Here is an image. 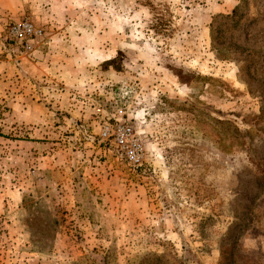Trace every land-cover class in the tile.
I'll use <instances>...</instances> for the list:
<instances>
[{"label": "rangeland", "instance_id": "rangeland-1", "mask_svg": "<svg viewBox=\"0 0 264 264\" xmlns=\"http://www.w3.org/2000/svg\"><path fill=\"white\" fill-rule=\"evenodd\" d=\"M3 3L0 264H264V0ZM25 18L31 50L8 38Z\"/></svg>", "mask_w": 264, "mask_h": 264}, {"label": "built area", "instance_id": "built-area-1", "mask_svg": "<svg viewBox=\"0 0 264 264\" xmlns=\"http://www.w3.org/2000/svg\"><path fill=\"white\" fill-rule=\"evenodd\" d=\"M44 35L45 29L28 18L14 22L8 28V38L25 50L33 49L34 42L44 38ZM100 136L114 144L129 164L143 165L146 148L139 132L132 124L106 122Z\"/></svg>", "mask_w": 264, "mask_h": 264}, {"label": "crops", "instance_id": "crops-1", "mask_svg": "<svg viewBox=\"0 0 264 264\" xmlns=\"http://www.w3.org/2000/svg\"><path fill=\"white\" fill-rule=\"evenodd\" d=\"M31 1L33 2V0H6V3L5 4L3 3V4L7 5V8L5 7L6 9H4L2 13L3 15L6 16V18H10L15 14L13 13V9L15 7L23 6L24 2H31ZM32 7L35 8L36 6H32ZM1 20L3 21L2 17H1ZM36 24H39V23H36ZM37 42L39 43V40L35 41L33 46ZM30 58L33 61V64L35 63V65L38 66L39 69L48 70L47 73L43 72V74H47L46 79H48V77L50 76V79H53L55 77L54 79H58V80L65 79L67 81V79L71 77L73 74L71 65H69L70 59L73 57H30Z\"/></svg>", "mask_w": 264, "mask_h": 264}, {"label": "trees", "instance_id": "trees-1", "mask_svg": "<svg viewBox=\"0 0 264 264\" xmlns=\"http://www.w3.org/2000/svg\"><path fill=\"white\" fill-rule=\"evenodd\" d=\"M235 15H236V10H235L233 16H227V17H228V18H233ZM239 22H241L240 19H239ZM219 56H220V57H224L223 59H228L227 57H230L229 55H227V53H225V54H219Z\"/></svg>", "mask_w": 264, "mask_h": 264}]
</instances>
